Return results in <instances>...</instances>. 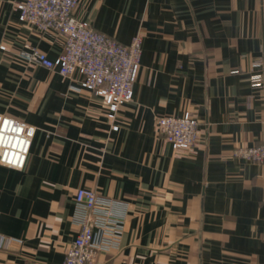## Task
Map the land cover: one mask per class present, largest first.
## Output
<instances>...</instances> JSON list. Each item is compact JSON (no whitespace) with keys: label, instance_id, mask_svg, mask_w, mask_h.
<instances>
[{"label":"crops","instance_id":"obj_1","mask_svg":"<svg viewBox=\"0 0 264 264\" xmlns=\"http://www.w3.org/2000/svg\"><path fill=\"white\" fill-rule=\"evenodd\" d=\"M19 16L0 0V114L37 131L23 169L0 164V264H63L80 188L123 207L102 262L264 264V163L235 155L264 144V89L251 83L264 0H81L74 16L95 30L123 44L146 35L134 99L115 121L79 75L18 58L25 45L51 59L64 48ZM188 110L199 145L175 150L156 118Z\"/></svg>","mask_w":264,"mask_h":264},{"label":"built area","instance_id":"obj_2","mask_svg":"<svg viewBox=\"0 0 264 264\" xmlns=\"http://www.w3.org/2000/svg\"><path fill=\"white\" fill-rule=\"evenodd\" d=\"M80 1L15 0L21 22L64 39L63 52L55 59L30 45L20 50L18 58L63 77L79 75L84 88L104 99L108 117L115 121L120 109L134 99L146 35L140 31L129 44L120 43L74 16ZM1 49L6 50V47ZM251 83L255 90L264 89V43L261 58L253 64ZM156 128L175 150L189 151L199 145L200 121L194 110L181 116H159ZM113 130L118 131L119 125L114 124ZM36 131L32 125L0 114V164L23 169ZM235 155L263 164L264 144L238 148ZM75 204L79 229L63 264H107L100 261L101 255L111 253L118 246L124 231L121 203L102 197L93 189L80 188L75 194Z\"/></svg>","mask_w":264,"mask_h":264}]
</instances>
